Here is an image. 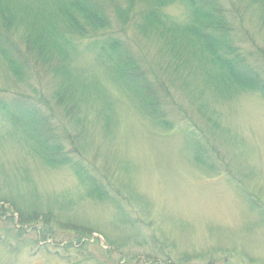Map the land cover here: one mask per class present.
Returning a JSON list of instances; mask_svg holds the SVG:
<instances>
[{
    "label": "rangeland",
    "instance_id": "rangeland-1",
    "mask_svg": "<svg viewBox=\"0 0 264 264\" xmlns=\"http://www.w3.org/2000/svg\"><path fill=\"white\" fill-rule=\"evenodd\" d=\"M16 2L7 7L21 11ZM225 4L239 50L264 77L258 6ZM165 12L180 24L188 19L177 4ZM21 31L12 36L23 48ZM108 34L123 37L115 25ZM126 34L146 73L163 84L160 126L83 53L84 39H69L60 61L79 89L76 102L54 92L62 79L50 70L18 83L0 60V88L52 96L74 164L92 169L104 191L88 197L72 169L43 163L0 118V264H264V96L203 87L205 68L182 64L180 48L171 53L155 37ZM18 211L27 220L37 214L38 223L18 225Z\"/></svg>",
    "mask_w": 264,
    "mask_h": 264
},
{
    "label": "trees",
    "instance_id": "trees-1",
    "mask_svg": "<svg viewBox=\"0 0 264 264\" xmlns=\"http://www.w3.org/2000/svg\"><path fill=\"white\" fill-rule=\"evenodd\" d=\"M8 1L0 0V60L18 83L29 84L36 69H48L62 79L54 92L76 102L74 94L79 89L72 82L69 69L62 65L61 57L65 55V47H69V39H84L87 43L83 53L92 55L144 116L160 126L164 121L159 117L164 113L155 99H166L162 93L163 84L146 73L128 47L126 33L129 31L147 39L155 37L160 43L164 42L171 53L180 48L186 54L182 64L196 62L205 68L200 81L203 87L225 93L242 89L264 96V77L250 55L239 50L237 20L225 0H17L16 6L23 1L21 11L9 9ZM252 1L258 6L259 22L264 26V0ZM175 4L187 15V21L182 24L165 12ZM35 9L39 10V19ZM47 9L51 14L46 17ZM114 25L123 33L122 38L108 34ZM20 27L23 48L12 36L20 32ZM98 35L104 37L98 38ZM31 92L0 88L1 120L27 142L43 163L53 167L68 166L86 188L88 197L102 198L103 185L98 176L92 169L88 174L74 164L66 126L52 113V96L38 88H32ZM57 100L56 106L63 107L61 98ZM80 104L73 106V110H77L73 118L75 123L79 121ZM1 199L2 196L0 202ZM17 213L20 226L38 223L37 214L27 220V215L21 211ZM80 235L81 239L85 237L82 232ZM46 237L43 240L49 239Z\"/></svg>",
    "mask_w": 264,
    "mask_h": 264
}]
</instances>
